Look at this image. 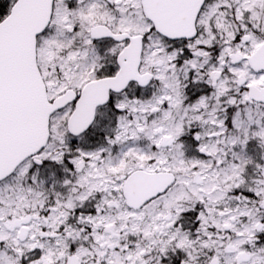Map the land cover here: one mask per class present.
Wrapping results in <instances>:
<instances>
[{"label": "snow or ice", "instance_id": "1", "mask_svg": "<svg viewBox=\"0 0 264 264\" xmlns=\"http://www.w3.org/2000/svg\"><path fill=\"white\" fill-rule=\"evenodd\" d=\"M0 264H264V0H0Z\"/></svg>", "mask_w": 264, "mask_h": 264}]
</instances>
